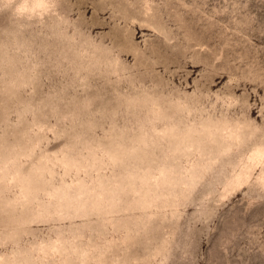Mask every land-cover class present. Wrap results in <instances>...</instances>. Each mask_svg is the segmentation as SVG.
Masks as SVG:
<instances>
[{"label":"rangeland","instance_id":"1","mask_svg":"<svg viewBox=\"0 0 264 264\" xmlns=\"http://www.w3.org/2000/svg\"><path fill=\"white\" fill-rule=\"evenodd\" d=\"M0 264H264V0H0Z\"/></svg>","mask_w":264,"mask_h":264}]
</instances>
